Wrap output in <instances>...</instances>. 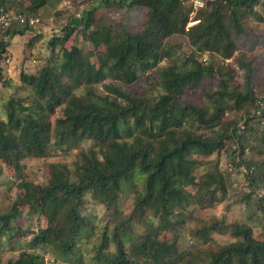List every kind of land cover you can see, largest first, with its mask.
Wrapping results in <instances>:
<instances>
[{"label": "trees", "instance_id": "obj_1", "mask_svg": "<svg viewBox=\"0 0 264 264\" xmlns=\"http://www.w3.org/2000/svg\"><path fill=\"white\" fill-rule=\"evenodd\" d=\"M26 1L32 6L16 11L25 20L27 12L54 7L61 0ZM8 3L10 0H0V6L10 10ZM262 3L264 0H214L193 10L187 0H102L105 6H144L147 13L142 29L114 34L105 24L95 25L93 12L87 11L64 28L62 37L50 41L52 49L60 45L59 61L49 60L34 74L20 73V83L28 88L29 96L9 101L8 122L5 128L0 124V162L19 171L22 160L45 157L51 141L57 145L92 141L93 146L79 154L73 170L64 164L51 166L45 185L24 181L22 195L0 213V235L10 230L23 207L46 221L45 228L31 233L24 245L27 250L14 243L20 253L7 264H48L36 252L39 248L51 254L50 264H81L77 239L86 228L81 214L83 197L91 193L115 212L123 186L132 187L133 207L112 234L104 233L98 264H178L183 254L155 260L149 254L162 235L175 231L176 217L183 210L193 205L210 207L224 199L227 181L218 164L211 165L198 180L194 172L200 166L196 158L219 153L228 140L234 144L232 167L244 170L243 178L251 188L263 191L259 201H264V100L252 90L251 60L236 56L237 39L244 32L241 18L260 17L254 8ZM190 18L199 23L186 28ZM78 27L94 52L84 54L77 46L64 47ZM30 28L26 20L7 29L8 38L0 43L1 57L7 41ZM173 36L184 37L198 54L232 63L226 64L225 72L218 68L216 73L191 57L178 64L171 60L173 53L165 43ZM100 47H104L105 57L96 66L90 59ZM163 60L169 64L159 68ZM151 70L162 90L157 97L130 95L123 88ZM237 71L242 72L243 82L232 86L229 79ZM214 75L218 83L205 94L208 106L180 102L189 88H197ZM100 83L102 92L96 89ZM257 102L262 104L260 116L255 115ZM58 108L61 116L52 129L50 118ZM230 111L235 117L222 122ZM241 118L245 120L243 132ZM244 134L251 135L257 151L250 146L251 153L246 155ZM253 152L262 159L244 161ZM261 208L264 210V203ZM138 225L143 230L133 239L132 229ZM221 230L234 241L207 250L201 255V264H264V234L257 239L246 222L212 224L205 233ZM109 244L114 246L113 252L108 251Z\"/></svg>", "mask_w": 264, "mask_h": 264}, {"label": "rangeland", "instance_id": "obj_2", "mask_svg": "<svg viewBox=\"0 0 264 264\" xmlns=\"http://www.w3.org/2000/svg\"><path fill=\"white\" fill-rule=\"evenodd\" d=\"M101 2L102 0H61L54 7L45 6L40 9H33L35 13H26V20H36V22L30 25V30L23 36L9 39L2 57V53L0 54V124L3 128H5L9 118L10 99L25 100L29 96L28 88L20 83V73L34 74L49 60L54 61V63L59 61L60 45H56L52 49L49 44L54 37L63 36L64 28L73 19H80L87 11H92V22L95 25L105 24L111 27L114 34H118L122 29H127L131 33L142 29L147 13L144 6L134 5L129 8H119L115 5H101ZM28 6L30 8L32 3L26 0H10V3L6 5L14 13L19 11L20 8L25 10ZM254 11L260 17L245 15L241 18L244 32L237 39L236 56L243 55L246 59L251 60L254 68L251 82L252 90L255 96L263 102L264 4L256 6ZM2 36L0 34V43ZM165 43L173 53L171 60L178 64H184V59L191 57L204 66L211 67L216 73L218 68L225 72L226 64L232 63L231 60L221 62L218 57L211 54L201 55L196 53L182 36H173L167 39ZM71 46H77L84 54L94 52L92 46L83 40L81 27L75 29L65 41V48ZM104 51V47H100L92 55L90 60L96 66H99L103 61ZM6 54L10 55L9 63L4 61ZM168 64V60H163L159 64V68H164ZM235 70H237L236 67ZM155 74V70H151L141 75L135 83L125 85L123 88L130 95L157 97L162 93V90L153 78ZM229 80L232 86L241 85L243 82L242 72H235ZM217 83L218 78L216 75L202 80L197 88H189L180 102L194 106H208L205 94L214 90ZM96 89L98 92H102V83L98 84ZM60 116L61 108H58L50 118L52 129L55 126V120ZM232 117H235V113L233 111L227 112L222 122L230 120ZM243 137L245 140L243 141V147L246 155L251 153V147H254V150L257 151L256 143L252 142L251 135L244 134ZM92 146V141H79L76 145L72 143L57 145L51 141L49 152L45 157L22 160L19 171H15L12 167L0 162V213L7 211L16 197L22 195L21 186L24 181L45 185L49 178L51 166L64 164L70 170H73L79 154L86 152ZM233 147L232 141L228 140L225 142L224 149L219 153L209 158H196L200 163L199 168L194 172L197 180L211 165L218 164L219 170L224 174L227 181V192L224 199L221 202H215L210 207L201 208L198 205H193L183 210L176 217L178 224H175V231L160 237L159 242L149 254L150 259L163 258L165 255L172 258L183 254L184 259H179L178 264H201V258L203 257L201 255H204L207 250H213L216 246L234 241V238L223 230H221L223 232H213L206 236L205 230L212 224L229 225L246 222L257 239L263 236L264 210L261 208V203H264V201H259L263 191L251 188L243 178L241 169L232 167L230 159ZM251 156V159L249 156H245L244 161L262 159L255 152ZM131 188L123 186L115 212L100 204L92 197L91 193H86L83 197L81 214L86 221V228L77 239V255L82 262L81 264H98L96 256H99L97 251L103 241L104 233L112 234L115 226L127 217L132 210L133 192ZM249 193H251V196ZM45 226L46 221L44 218H37L34 213L30 214L26 207L21 208L20 216L11 223L10 230L0 235V264L15 261L20 252L14 243L22 244L23 249L27 250L24 245L31 240V233H36L38 229L45 228ZM142 230L143 227L140 225L134 227L131 237L133 239L137 238ZM108 251H114L112 244H109ZM36 252L48 264L53 260L51 254H44L41 248L37 249Z\"/></svg>", "mask_w": 264, "mask_h": 264}, {"label": "built area", "instance_id": "obj_3", "mask_svg": "<svg viewBox=\"0 0 264 264\" xmlns=\"http://www.w3.org/2000/svg\"><path fill=\"white\" fill-rule=\"evenodd\" d=\"M187 1L191 4L193 10H198V9H202L207 2H213L214 0H187ZM25 21L26 20L22 14L14 13L10 10L5 9L3 6H0V34L3 35L2 40H6L8 38L6 35V30L11 28L14 23L24 24ZM34 22H36V20L28 21L29 25H33ZM197 23H199L198 20L190 18L189 22L187 23L186 28L196 25ZM4 57H5L4 58L5 63H9L10 55L6 54V56ZM257 103L259 104V107L256 109L255 115L260 116L262 104L260 102H257ZM239 122H240L239 124L240 130L241 132H243L245 130V125H244L245 120L241 118ZM260 123L261 125L263 124V122H260Z\"/></svg>", "mask_w": 264, "mask_h": 264}]
</instances>
